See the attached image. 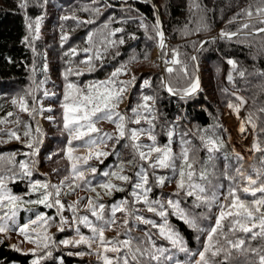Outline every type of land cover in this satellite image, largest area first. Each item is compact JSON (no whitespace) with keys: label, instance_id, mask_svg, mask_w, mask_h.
<instances>
[{"label":"trees","instance_id":"trees-1","mask_svg":"<svg viewBox=\"0 0 264 264\" xmlns=\"http://www.w3.org/2000/svg\"><path fill=\"white\" fill-rule=\"evenodd\" d=\"M20 2L0 0V121H3L0 122V176L14 195L22 196L33 204L29 209L22 210L20 224L24 225L42 214L64 222L63 210L54 203L57 197L52 195L53 200L48 201L53 204L52 207L34 203L50 189L38 188L33 191L32 184L45 182L46 177H49L47 171L63 179L66 185L73 183L72 180L64 179L73 175L67 149L69 130L63 126V105L67 103L64 95L68 91L66 85L73 83L84 89L89 84L108 80L114 71L123 66L124 70L115 77L117 87L124 86L119 84L120 81H129L133 77L135 80L126 86L117 111L125 115L126 119L131 118V108L143 104L144 96L153 97L148 102L151 111L141 109L140 124L128 122L126 130L146 129V134L155 136L157 147L169 146L174 167H148L149 162L140 160L138 154L134 153L127 135L119 143L108 140L106 146L100 145L103 151L111 154L103 157V163L95 164L97 172L88 177V188L93 197L108 203L102 214L103 219L97 220L96 226L104 228L105 240L109 239L120 248V252L114 254L116 257L128 255V264H197L200 260L198 253L208 244L207 235L215 224L219 205L225 203L226 198L230 199L229 189L235 187L240 199L249 205L261 198L259 192L252 196L240 189L249 186L245 179L247 176L257 179L258 184L264 181V175L257 177L258 170L264 172V32L252 35L264 28V23H261L264 13L256 11L264 8V2L28 0L25 9L19 7ZM248 10L252 12L250 17L246 14ZM37 17L40 18L38 32L27 27ZM157 20L159 31L161 20L165 27L163 58L170 54L172 60L181 62L174 64L173 71L168 72L169 67L163 61L167 82L176 94H170L167 90L161 64L157 60L152 61L160 41L158 29L154 27ZM245 24L249 26L244 28ZM225 32L237 35L215 38L218 33ZM64 36L66 40L61 39ZM121 40L123 43H120ZM72 49H75L76 55L71 53ZM193 56L195 60L191 59ZM230 60L235 62V66L229 63ZM198 65L209 76L213 101L202 90L187 96L184 93L196 81ZM145 80L149 81V86H145ZM239 98L246 101L247 111L255 124L256 151L251 156H242L238 152L227 124L221 120L222 110L238 104ZM128 100V107L122 108ZM21 101H26L27 111L21 108ZM46 104L53 107L47 109L44 106ZM9 113L12 115L9 116ZM43 115L52 116L48 119V127L41 122ZM144 116L151 120V125L143 119ZM12 118H19L29 133L34 153L32 156L27 157L22 153L16 156L19 145L2 144L4 139L9 143L16 139L12 135L15 133L13 130L3 127L4 122ZM105 122L110 127L103 124ZM96 126L103 132L116 133L113 130L116 124L107 120H101ZM20 127L25 132L24 127ZM88 139L74 140L72 145L87 147ZM209 139L217 141L216 149L211 152ZM184 149L188 150L189 162L192 164L193 176L189 182L204 188L203 193L199 188L191 187L188 190L193 192L192 196H188L185 190L166 189L167 185L181 178L179 169H183L186 174L189 170L180 158ZM134 155L137 156L135 160L132 159ZM22 156L26 157L25 161H20ZM24 162L28 165L27 169L32 170V177L25 175L26 170L20 167ZM121 164L124 169L122 174L129 176V181L103 175L104 172H119ZM38 166H42L45 172H38ZM145 169L148 175L145 187L151 189L147 192V198L149 202L159 201L164 205L167 224L182 240V244L173 245L171 240L160 234L159 227L144 224L135 218L142 216L146 219L148 216L158 226L164 222V218L156 212L135 208L136 205L149 207V204L138 202L133 196V186L139 182L135 173H143ZM236 169L245 178L238 176ZM202 173L204 179H201ZM157 177L165 178L163 185L157 183ZM109 180L117 186L111 190V194L101 187ZM105 195L109 197L107 200L103 198ZM200 197L208 198V202L198 199ZM63 199L67 200L68 197ZM168 200L178 202V208L169 206ZM121 201L127 202L122 205L127 210L117 211L113 215L111 204H120ZM151 206L157 207L154 203ZM159 210L157 208V212ZM261 212H264V207H261ZM256 217L258 219L259 213ZM109 219H114L115 224H107ZM125 219L127 224L123 223ZM189 220L194 222L195 227L188 223ZM242 222L247 227L251 224V221ZM222 223L223 231L218 230L212 244L224 251L217 256L206 253L208 264H260V256L264 255V235L253 236L252 233L239 230L232 232L229 231L227 219ZM84 231L91 233L90 229ZM253 231L258 233L259 228ZM74 234L72 228L56 230L48 247L35 255L15 249L6 240H0V264H32L37 256L41 257L40 264H95L93 260L73 254L71 250L76 248L61 243ZM96 237L99 240L98 235ZM126 237L131 241V251L139 248L145 255L136 253L137 260L133 261L129 249L119 243ZM228 240L232 243L243 240L244 244L240 248H233ZM181 247L187 251H181ZM156 249L165 251L161 253ZM152 256H158L159 259H152ZM114 264L117 261L114 260Z\"/></svg>","mask_w":264,"mask_h":264},{"label":"snow or ice","instance_id":"snow-or-ice-1","mask_svg":"<svg viewBox=\"0 0 264 264\" xmlns=\"http://www.w3.org/2000/svg\"><path fill=\"white\" fill-rule=\"evenodd\" d=\"M264 2V0H262ZM28 6V0H21L19 7L21 9H25ZM199 7V5H197ZM259 13H264V8H258L256 10ZM246 14L250 17L252 15V12L248 10ZM74 18V17H73ZM65 19H68V17H65ZM92 21H86L85 23H91ZM231 23V21H230ZM261 23H264V20L261 21ZM39 24H40V18L37 17L34 22H29L27 27L30 30H35L39 31ZM35 25V27H34ZM249 25L245 24L244 28H247ZM146 27V26H145ZM158 29L157 35L160 37V47L164 48V40H163V32L159 31V20H157V24L154 25ZM117 31H122L121 29H117ZM259 31L264 32V28L259 29ZM237 33H222V36L224 37H231L235 36ZM27 39V38H25ZM62 40H66L67 37H61ZM89 39H91V36H89ZM120 43H123V40L120 41ZM85 52L88 51V49H84ZM71 53L73 55H76L75 49L71 50ZM135 59V57H133ZM192 60H195L196 57L193 56L191 57ZM89 62L91 60V57L88 58ZM174 64H179L181 63L178 59L173 60ZM230 64H233L235 66L234 61H229ZM123 66L121 68H118L116 71H114L111 74V77L108 80L105 81H99L93 84L87 85L84 89L78 88L76 85L73 83H68L66 85V88L68 91H66L64 95V100L67 102L63 105L64 109V128L69 130V134L72 136L74 140H83L85 137H88L89 139L86 141L89 144V153L90 155L88 157H84V162L87 163L88 159L91 158L92 154V148L95 147L96 151L94 153L95 158L97 160H100V157H107L111 153L107 151H103L100 149V145H105L106 146V141L112 140L114 143H119V141L123 138L126 137L132 142L131 147L134 151V153L138 154V158L143 161H148V167L150 168H169V167H174V159L172 156V152L169 146H165L163 149L160 147H157L155 145V136H152L149 134V139L153 141L152 144L149 145H141L139 143H136L139 140V137L142 133H146L148 130L146 129H136V128H128L126 130V123L128 122H134L135 124H140V116H141V109H144L145 111H151V105L148 103L153 99L151 96H144L143 100L144 103L139 105L138 107H133L131 108V112L133 113V117L127 118L126 116L121 114L119 111H117L119 104L123 100V94L126 91V86L131 85L132 82L135 80V77L132 78V80L129 81H120L119 84L124 85L122 87H117V82L115 80V77H117L120 72H122ZM71 72V69L68 70ZM168 72H172V68L167 69ZM186 71V69H185ZM79 75V71L76 73ZM240 75L242 76L243 73L241 72ZM229 79H232V77H229ZM145 86H149V81L145 80L144 81ZM198 87V79L194 82L191 83L188 88L184 90L185 95L189 94L190 92H194L196 88ZM168 91L174 93L173 89L171 87H168ZM13 103H16V101H13ZM241 103H245L241 99ZM230 107H232L230 105ZM21 108L24 111H27V103L26 101H21ZM236 111H239V108H236ZM264 111V110H262ZM9 116L12 115V113L8 114ZM143 119H145L150 125H151V120L148 119L147 116H144ZM101 120H107L109 122H112L116 124V133L110 134L107 132H103L100 128H98L96 125L101 121ZM3 122V121H0ZM249 123L252 122L251 114L249 115ZM245 129L243 126L241 127L240 131L243 132ZM93 134H96L95 137H93ZM12 135L19 140L20 137L17 136L15 133H12ZM25 135H29V133L25 132ZM203 140V137H201ZM210 147L209 151H213L217 147V141L209 139L208 141ZM28 147L31 148L32 144L29 143ZM141 148H147V151H142ZM73 149L71 147L68 148V152L71 153ZM153 153H156V156L153 160ZM34 154V153H33ZM70 160L72 157L69 155L68 157ZM137 158L136 155L133 156V160ZM180 158L184 161V163L187 165V168L189 169L187 174L183 169L178 170V174L181 177L179 183H178V188L180 190H185L186 191V183H185V176L187 175V180L191 181L193 172H192V164L189 162V154L188 150L184 149L181 154ZM2 159V157H0ZM77 159H81L80 157H77ZM101 163H103L102 160H100ZM130 163L132 161H129ZM20 167L22 169H25V175H31L30 171H27L28 165L21 163ZM141 167H143L141 165ZM71 168L73 170V175L71 177H65V180H72L73 182L75 180H80L83 181L85 184H88L89 181L84 175V171L80 170L77 168L76 163H72ZM123 164L120 166L119 172H104L103 175L105 177L108 176H113L118 180L122 181H129L130 177L127 175L122 174L123 173ZM91 173H96L97 169L95 167H91L90 169ZM237 175L240 176L241 178H245L244 174L240 172L239 169H236ZM136 176L139 177V182L135 183L133 188V196L135 197L136 200H140L141 198L143 199L145 204H149L148 211L150 212H156L160 217L164 218V222L161 225H156L155 221L150 220V219H144L142 216L140 217H135L138 220H141L144 224H151L154 227H159L160 234L163 235L166 239L171 240L173 245L177 244H182V240L178 237V235L168 226L167 224V213L164 210V205L160 204L159 201H153L149 202L147 198V192H149L151 189L145 187L148 184V175H147V169L143 173L141 172H136ZM155 175V173H153ZM261 175H264V172H260L259 170L257 171V177L259 178ZM205 176L202 173L201 174V179H204ZM234 179V178H233ZM247 184L249 186L242 187L240 189L241 192L243 193H251L252 196H255L257 192L261 193V198L255 199L252 201L251 205L247 204L244 200H241L239 195H237V189L235 187L229 189V197L230 199L226 198V202L222 203L219 205V212L218 216L215 220V224L213 227L208 232L207 235V240L208 244L204 247L203 251L199 252L198 255L200 257V260L197 261V264H208V261L205 259V254L206 253H211L212 256H217L220 254L221 251H224L222 248L215 247L212 244L213 236L220 230L221 232L223 231V221L226 219L228 220V223L230 225L229 231L235 232L236 230L245 232V233H252L253 236L256 235H264V212H261V207H264V181H261L258 184L257 179H253L251 176H247L246 178ZM157 183L160 185H163L165 182L164 177H157L156 178ZM63 183V181L61 182ZM258 185V186H256ZM70 188L72 187L71 183L68 185ZM80 185L77 184L76 187H79ZM256 186V187H252ZM5 182L2 176H0V189H5ZM50 187L48 183L44 184H39V182L33 183L32 188L33 191L38 190V188H42L47 190ZM55 191V195L58 197L60 195V190L59 186L57 185H51ZM103 189L108 192V194H111V190L116 188L117 186L109 180L108 182L104 183L101 185ZM188 187L191 188H199V191L203 193L205 190L204 188H200L199 185H193L191 183L188 184ZM74 190V189H73ZM119 190L123 191L122 188ZM136 190H143L141 191H136ZM178 195V193H176ZM186 194L188 196H192L193 192L192 191H186ZM53 195L51 192L45 191L43 194V197L39 200L34 201V203L37 204H46L48 207H52L53 204H49V198ZM22 198L19 196L11 195L10 193H4L0 194V210L7 209V211L4 212L3 216H0V221H4L5 219H11L16 215V210H17V202L20 201ZM198 199L204 200V202H208V198L206 197H200ZM55 205H59L61 208L63 205L61 204L59 199H56L54 201ZM76 202H74L73 207ZM126 201H121L120 204H114L111 206V211L113 215L117 211H126L127 209L122 207V205L126 204ZM156 204L157 207H152L151 204ZM167 204L173 208H178V202H174L172 200H168ZM88 207L92 213L93 216H95L97 219H103V216L97 212V208H99L102 212L104 209L103 204L99 205H93L92 199L89 198V203ZM157 208L160 210L157 212ZM254 213H259V224H252V227H247L245 223L242 221H254L257 219V217L254 215ZM183 217V213H181ZM83 223L88 225L89 227H92L91 222L88 220V217H83L82 218ZM38 222H42V224H47V219L43 216L38 215L35 220L31 221L32 225H36ZM107 224H115L114 219H109L106 221ZM124 224H127L128 221L125 219L123 221ZM189 224H191L193 227H195V224L193 221L189 220ZM29 228L28 224H25L23 227L20 228V232L22 234H25L27 236V230ZM259 228V232H254L253 229ZM62 230V229H61ZM7 231V228L4 223L0 222V232H5ZM92 231L98 235V239L101 243V245H105L106 243H109L110 241L105 240L104 236V228H95L92 227ZM38 239L35 241H32L31 238L29 237L31 242L37 243L38 246H41L43 248H47L48 244L46 242L42 241H47L50 239L46 235V233H37L36 234ZM231 247L233 248H240L241 245L244 244L243 240H238L236 243H232V241L228 240L227 241ZM61 243L64 244H73V245H80V244H86L88 247H91V241L89 238H86L84 236H81L80 239L78 240H73V241H62ZM123 245L124 248L129 249L131 259L133 261L137 260V255L136 253H139L141 256L145 255V252H142L139 248L135 249V251H131V241L130 240H124L120 241ZM217 244L219 241L216 242ZM15 247V246H13ZM215 248V250H213ZM105 251H111L113 253H119L120 248L118 247H112L111 249L104 248ZM181 251H187L186 248L181 247ZM158 252H163L165 251L164 249H156ZM33 254L35 255V250H33ZM151 255V253H149ZM40 259L41 257L37 256L36 259L32 261V264H40ZM117 264H128V255L125 256H117L115 257ZM152 259H159L158 256H152ZM105 264H113V260L109 259L107 256L104 257ZM260 264H264V255L260 256Z\"/></svg>","mask_w":264,"mask_h":264},{"label":"rangeland","instance_id":"rangeland-1","mask_svg":"<svg viewBox=\"0 0 264 264\" xmlns=\"http://www.w3.org/2000/svg\"><path fill=\"white\" fill-rule=\"evenodd\" d=\"M220 36H222L221 33H218L216 35L217 38H220ZM163 40H164V43H166V38L165 39L163 38ZM159 45H160V41H159L158 46ZM162 51H163V49H162ZM168 55L170 56V54H167V56ZM166 57L165 58H163V56L161 57V55H159L158 47L155 48L153 56H152V61L157 60L159 62V64H161V72H162L163 61H165L167 67H169V68H172L174 66V63H173V66L168 65ZM165 77H166V75H165ZM197 79H198V76H197ZM163 80H164V78H163ZM200 84H201V88H202L201 90L205 94H207L208 98L211 101H213L214 100L213 90H212V87L209 85V76L207 74H205L203 71H202V82H200ZM166 87L168 90V87H170L169 84ZM198 91H196V92H198ZM170 94H171V92H170ZM241 99L242 98H239L238 104H236L232 107L229 106L228 108L222 110L221 120L227 124V126H228V128L232 134V139L235 143V146H236L238 152L242 156H251L256 151V145L254 142L255 124H254L253 120L251 123L248 122L250 114L247 111V103L244 99H242V100L245 101V103H241ZM128 105H129V100L125 101L123 103L122 108H126V107H128ZM44 106L47 109H50L53 107L52 105H48V104H46ZM236 108H239L238 112L236 111ZM51 118H52L51 115H48V116L43 115L41 117L42 124L44 126L48 127L50 125V121L48 119H51ZM103 124H106L107 126L110 127V125L107 124L106 122ZM20 126L24 127V125H22V121L19 118H12V119H8L7 121H5L3 127L8 129V130H13L15 132V134L20 137V139L19 140L13 139V141H11V143H9L8 141H6L4 139L2 141V144L3 145H19V147H17V149H19V153H15L16 156H18L21 153L25 154L27 157L32 156L33 149L28 147L29 143L32 144V142L29 141L30 136L29 135L26 136L25 135V132H26L25 127H24L25 132H23L22 128ZM242 126L245 129L243 132L240 131ZM113 130L116 132V129H113ZM69 137H70V139H69L68 148L71 147L73 149V151L71 153L68 152V154L72 157V159L70 160V165H72V163H76L77 168L84 171V175L88 179V177L91 174H93L90 171L91 167L96 168L95 164L99 163L100 160H103V156L100 157V160H97L95 158V155H94L96 149H95V147H93L91 158H89L87 163H85L83 158L88 157L90 155V153H89V147L90 146H87V147L74 146V145H72V142L74 141V139L72 138V136L70 134H69ZM137 142L141 145H149V144L153 143V141H151L149 139V134H146V133H142ZM160 148L163 149L164 147H160ZM100 149L102 150L101 146H100ZM141 150L147 151V148H141ZM36 155H37V153H36ZM152 155H153V158H155L156 153H153ZM77 157H80L81 159H77ZM25 160H26V157H24V156H22L20 158V161H25ZM24 164H26V162H24ZM70 169H71V172L73 174V170L71 167H70ZM27 170H29V169H27ZM37 170H38V172H42V173L45 172V169L42 166H38ZM29 171L31 172V177H32L33 172H32V170H29ZM46 174L49 177H46L45 182L39 183V184L48 183L50 185V187L48 189H50V192L53 193V195H55L56 189L51 187V185L59 186L60 195L58 197L55 195V197H57V199H59V197L61 198L59 200H60L61 204L63 205V207L61 209L63 210L62 220H64V222L60 223L56 217H49V216L47 217L46 214H42L40 216H43L47 219V224H42V222H38L36 225H32L31 221H28L26 223L29 225V228L27 230V236L25 234H22L20 232V228L23 227L25 224L24 225L20 224V219H19L20 214H21L22 210L29 209L30 207L33 206V204L31 202H28V200L24 199L22 196H19L22 199L17 202L16 215L14 217H12L11 219H5L4 221H0V222L4 223L6 228H7V231L0 232L1 242H2V240H6L12 247L15 246L13 248L18 249L22 252L33 253V250H35V254H39L40 252H42V250L44 248L42 247V245L38 246L37 243L31 242L29 237L31 238L32 241H35L36 239H38V237L36 235L37 233H46V235L48 237H50V239L47 241H42V243L46 242L47 244H49L50 242H52L51 237L56 232V230H60V229L67 230L68 228H72V232H74L75 234L71 237H68L66 239L67 241L78 240V239H80L81 236H84L86 238H89V240L92 242L91 247H88V245L83 244V243L78 245V246L73 245L71 243L64 244L67 247L76 248V249L71 250V252L73 254H76V255L81 256L83 258H88L90 260H93L95 264H105L104 257L107 256L109 259L113 260V264H114V260L116 261L115 257L118 253L116 254V253H113L111 251H105L104 248L106 247L108 249H111L112 247H116L117 244L110 241L109 239H107L106 241H110V242L106 243L105 245L102 246L100 241L97 240V237H96L97 234L92 231V227L97 228L96 222L99 219H97L95 216L92 215V213L88 207L89 198L92 199L93 205L103 204L105 207L102 210V212L99 208H97V212L102 215L103 211L105 212V210L108 206V203L105 201H97L93 197V193H92L91 189L88 188L89 183L87 185H85L83 181L75 180L71 184L72 187L70 188L68 185H66V183H64L63 179H60L54 173L47 171ZM180 179L181 178H179L173 184L171 183L170 185H167L166 189H171V190L179 189L177 185H178ZM62 181H63V183H61ZM185 183H186V191H191V190H188L190 188V187H188V184L190 182L185 179ZM6 184L7 183H5V186H6L5 189H0V194L10 193L11 195H14L11 192V190L7 188ZM77 184H79L80 186L76 187ZM15 196H17V195H15ZM63 197H68V199L64 200ZM103 198H105L107 200L109 197H107L105 195ZM51 199L53 200L52 197L49 198V200H51ZM134 199H135V197H134ZM135 200H134V202H136ZM137 201L138 202H144L142 198L140 200H137ZM74 202H76V203L73 207ZM111 205H113V204H111ZM135 208L139 209V210H146L147 212H150L147 210L148 207H146V206L142 208L141 206L136 205ZM5 211H7V209L0 210V216H3ZM254 215L257 216V213H254ZM85 216L88 217V220L91 222L92 227H89L88 225L83 223L82 218ZM146 219L153 220V218H150L148 216L146 217ZM253 223L258 225L259 219H255L254 221H251V224L248 227H252ZM84 229H90L91 233H85ZM111 238H114V237H111ZM66 240H64V241H66ZM124 240H128L127 237ZM114 254H116V255H114Z\"/></svg>","mask_w":264,"mask_h":264},{"label":"water","instance_id":"water-1","mask_svg":"<svg viewBox=\"0 0 264 264\" xmlns=\"http://www.w3.org/2000/svg\"><path fill=\"white\" fill-rule=\"evenodd\" d=\"M157 8H158V6H157ZM158 9H159V8H158ZM161 31L163 32V38L165 39V27H164L163 20H161ZM259 33H262V32H261V31H257V32L252 33V35H256V34H259ZM220 37H224V36H220ZM215 38H217V37H215ZM162 49H163V48H161L160 45H159V47H158V51H159V55H161V57H162ZM197 70H198V87L196 88V90H195L194 92H190V93L187 94V95L193 94V93H195L196 91L202 89V88H201V84H200V82H202V70H201V67H200L199 65H198V67H197ZM162 75H163V78H164V83H165V85L168 86V83H167V80H166V77H165V68H164L163 65H162ZM199 84H200V85H199ZM187 95H186V96H187Z\"/></svg>","mask_w":264,"mask_h":264},{"label":"built area","instance_id":"built-area-1","mask_svg":"<svg viewBox=\"0 0 264 264\" xmlns=\"http://www.w3.org/2000/svg\"><path fill=\"white\" fill-rule=\"evenodd\" d=\"M166 58H167L168 65L173 66V60L170 58V56L168 55Z\"/></svg>","mask_w":264,"mask_h":264}]
</instances>
